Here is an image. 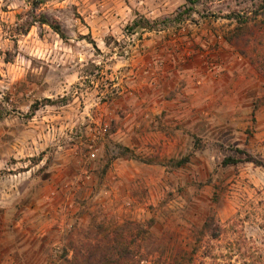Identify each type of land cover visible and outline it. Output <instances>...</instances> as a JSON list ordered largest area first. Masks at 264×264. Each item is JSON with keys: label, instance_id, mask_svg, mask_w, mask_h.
Here are the masks:
<instances>
[{"label": "rangeland", "instance_id": "374dc122", "mask_svg": "<svg viewBox=\"0 0 264 264\" xmlns=\"http://www.w3.org/2000/svg\"><path fill=\"white\" fill-rule=\"evenodd\" d=\"M39 2L0 0V264H264L260 0Z\"/></svg>", "mask_w": 264, "mask_h": 264}, {"label": "trees", "instance_id": "16d2710c", "mask_svg": "<svg viewBox=\"0 0 264 264\" xmlns=\"http://www.w3.org/2000/svg\"><path fill=\"white\" fill-rule=\"evenodd\" d=\"M35 1H40L39 2L40 4L44 2V0H35ZM259 7H260L261 11H264V0H260ZM193 9L194 8H192V9L191 8H189V9L185 8L184 12L179 14V16L176 19H179V17H182L183 14H189L191 11H193ZM46 23H48V20H44L43 24H46ZM152 23L153 22H151L149 20H144V22L142 24L137 22L136 24H134V26L137 27V28L143 29V30L152 31V30H155L154 24H152ZM54 29L59 35H62V32H61L60 28L55 27ZM258 69H260V71H263L264 67H262V68L259 67ZM39 107H40V105L36 104V106L34 108L37 110V109H39ZM242 161L251 162V163H254V164L258 165V166H263V164H261V162H259L257 160H254L253 158H250V157H248V158H246V159H244ZM242 161H239V160H236V159H233V158H228V159L224 160V164L225 165H234V164H238V163H240ZM95 261H97V260H95ZM95 261L90 260V258H83L82 260H80V262H78L76 260H72V261H70V264H94ZM98 261H99V263H97V264H105L106 260L99 259Z\"/></svg>", "mask_w": 264, "mask_h": 264}, {"label": "built area", "instance_id": "2783aa9c", "mask_svg": "<svg viewBox=\"0 0 264 264\" xmlns=\"http://www.w3.org/2000/svg\"><path fill=\"white\" fill-rule=\"evenodd\" d=\"M93 157H95V155L93 154Z\"/></svg>", "mask_w": 264, "mask_h": 264}]
</instances>
